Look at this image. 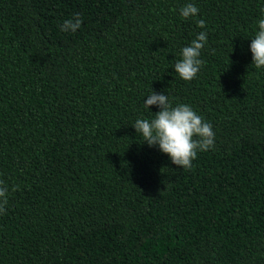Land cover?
Wrapping results in <instances>:
<instances>
[{"label": "trees", "instance_id": "1", "mask_svg": "<svg viewBox=\"0 0 264 264\" xmlns=\"http://www.w3.org/2000/svg\"><path fill=\"white\" fill-rule=\"evenodd\" d=\"M260 19L264 0H0V264H264ZM153 91L212 125L189 169L133 127Z\"/></svg>", "mask_w": 264, "mask_h": 264}, {"label": "clouds", "instance_id": "2", "mask_svg": "<svg viewBox=\"0 0 264 264\" xmlns=\"http://www.w3.org/2000/svg\"><path fill=\"white\" fill-rule=\"evenodd\" d=\"M199 9L189 3L180 9V14L184 18L195 16ZM82 18L75 14L71 19H67L61 25L62 31L75 32L81 27ZM199 28H205L203 19L197 21ZM259 30L251 39L250 50L253 56V63L257 69L264 67V19L258 21ZM207 43V33L200 32L192 40L190 46L182 49V59L174 65V70L179 76L190 81L194 79L203 61L200 59L201 50ZM157 106L160 110L156 112L150 120L139 118L133 127L136 132L142 135L143 141L151 146H159L161 152L167 154L172 163L182 169L192 167V161L196 158L198 151H208L214 147L215 133L212 125L198 115L192 107L186 104L172 106L169 98L165 94L152 92L144 102V106L149 110L150 106ZM119 129V128H118ZM0 185L3 182L0 181ZM6 186H0V212L7 206Z\"/></svg>", "mask_w": 264, "mask_h": 264}]
</instances>
